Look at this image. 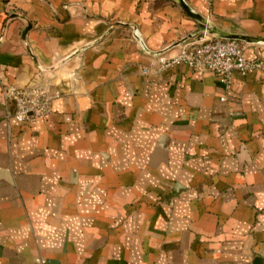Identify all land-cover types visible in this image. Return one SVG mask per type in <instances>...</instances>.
I'll use <instances>...</instances> for the list:
<instances>
[{"label":"crops","instance_id":"0c3cea01","mask_svg":"<svg viewBox=\"0 0 264 264\" xmlns=\"http://www.w3.org/2000/svg\"><path fill=\"white\" fill-rule=\"evenodd\" d=\"M184 1L208 31L172 0H0V264H264V43L229 89L152 55L264 38V0Z\"/></svg>","mask_w":264,"mask_h":264},{"label":"built area","instance_id":"2783aa9c","mask_svg":"<svg viewBox=\"0 0 264 264\" xmlns=\"http://www.w3.org/2000/svg\"><path fill=\"white\" fill-rule=\"evenodd\" d=\"M247 43L226 40L220 37L207 38L202 35L179 46L178 52L169 58L159 52L152 53L157 59L156 73L168 71L174 66H185L194 71L214 74L218 83L229 89L234 75L245 76L259 63L247 61L243 52ZM147 53V48L142 45ZM150 64L143 72L150 73ZM6 102L12 103V117L29 123L44 119L50 113V99L42 91L35 89H9L4 92Z\"/></svg>","mask_w":264,"mask_h":264},{"label":"water","instance_id":"95a60500","mask_svg":"<svg viewBox=\"0 0 264 264\" xmlns=\"http://www.w3.org/2000/svg\"><path fill=\"white\" fill-rule=\"evenodd\" d=\"M172 1H175L185 11V13L188 16H190L192 19L198 22L199 29L201 32L208 31L204 19L201 16L194 14L184 0H172ZM220 38H224L230 41L244 42L247 44L264 43V38H255V37L240 36V35L223 34L222 36H220Z\"/></svg>","mask_w":264,"mask_h":264}]
</instances>
